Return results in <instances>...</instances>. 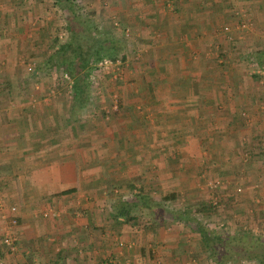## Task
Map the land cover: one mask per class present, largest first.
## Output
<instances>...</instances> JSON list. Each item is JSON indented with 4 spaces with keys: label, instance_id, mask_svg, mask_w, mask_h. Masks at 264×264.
Segmentation results:
<instances>
[{
    "label": "crops",
    "instance_id": "1",
    "mask_svg": "<svg viewBox=\"0 0 264 264\" xmlns=\"http://www.w3.org/2000/svg\"><path fill=\"white\" fill-rule=\"evenodd\" d=\"M92 1L81 22L115 55L130 28L139 57L110 118L87 112L91 99L77 101L48 64L53 40L67 39L54 0H0V181L18 218L10 250L0 217V264H196L199 189L239 183L238 220L264 201V75L242 59L264 56V0ZM102 92L111 105L114 87ZM162 189L193 213L163 215ZM118 204L133 221L114 220Z\"/></svg>",
    "mask_w": 264,
    "mask_h": 264
},
{
    "label": "rangeland",
    "instance_id": "2",
    "mask_svg": "<svg viewBox=\"0 0 264 264\" xmlns=\"http://www.w3.org/2000/svg\"><path fill=\"white\" fill-rule=\"evenodd\" d=\"M25 1L29 2V0H25ZM94 1H97V3H98L97 5L101 6V7H106L108 5V0H94ZM67 2L69 5H72L74 13L76 16L79 15L78 16L79 19H86L90 22V20H92L94 18V16H90V12H92V11H87V7H90V5L93 4L92 0L86 1L87 3H84V0H67ZM89 3H91V4L88 6ZM91 9H93V11H95L94 8H91ZM62 14L58 13L57 16L61 17V16L65 15V13H62ZM91 17H93V18H91ZM88 21H86V22H88ZM89 27L90 28L93 27L91 23L89 24ZM250 27L251 26H248V28L245 27L243 29L249 30ZM128 29H129V35L125 37V35L123 34V38L121 39L122 40L121 46H122L124 51H121L120 54H117L116 58H115V59H120V61H121L120 64L117 65L118 70L113 68V69H115L116 75L104 73L103 71H98L96 66H94V68L92 70L93 72L91 71V74H90L89 80H88V82L90 84L88 96L91 99L90 103H92V106L89 105V109L87 112L93 113V110L96 107H98V110L101 108V110L105 114V116L109 117V118L111 115L117 114V112H119L120 102H119V98H118L119 93L117 90V85L120 84V82H122L124 84H128V83L133 82V81L130 82L131 79H129V78H130L131 74L132 75L134 74V72L131 69H129V71H128L127 68H128V64H131V62H133V61L136 62V59L139 58V57H137V55H135V54L132 55V54H129L130 52H128L129 50L133 49L132 48L133 44H134L133 42L135 41V36H134L133 31L130 28H128ZM253 58L254 57L251 56V53L248 52L247 55L242 59H244L246 64H250L251 67L253 66V68H254L256 64L253 65V63L255 62V60H254L255 58L254 59ZM262 60H264V56H262ZM130 66L133 69V66L132 65H130ZM249 68H250V66H249ZM254 70H255V68H254ZM253 73L254 72L252 71L250 73V75L252 76ZM137 74H139V73H137ZM248 75H249V72H248ZM114 76H116V79H113ZM71 82L73 83V77H71ZM99 85L101 86L100 90L96 87ZM110 86L114 87V91L116 92V90H117V92H116V94H113V96H112V99H113L112 104L107 105L108 103L106 101H108V98L105 99L106 97L103 95L104 93L102 92V90H106V89L110 88ZM103 87H104V89H103ZM69 90L72 91V88ZM120 90H122V89H120ZM261 103L262 102H260V103L258 102L259 112H261V109L264 110V104H261ZM241 116H242L243 120H245V121L248 120V113L246 110H241ZM248 140H250V139H248ZM245 142H246V140H245ZM233 147H235V146H233ZM230 151L231 150H228L227 154ZM246 152H248V151H246ZM238 155H239V153L237 152L235 154L234 158ZM249 156H252V154L247 153L245 155V159H248ZM232 157H233V154H232ZM235 160H237V159H235ZM236 164H238V163H236ZM209 182H210V184L208 183V185L206 186V189H204V186L202 187L201 190L199 189V192L201 191V196H202L201 202L199 203L198 208L193 206V209H192V211L197 210V212H195V213L187 212L188 210H191L189 208L190 205H188V204L193 205V202L186 201L183 199L184 197L183 198L180 197L174 203L173 202L167 203V201H164L163 199L159 200L158 203H160L161 207L163 206V208H161V210L167 212V213L162 212V214L163 215L165 214V216H167V215L172 216L171 214H173V215H176L178 217V215L181 214L182 212H186V213H190V214L193 213L192 219H194V221H197L200 225L204 226V228H206L210 233L215 234V235H226V234L232 232V229L235 230L236 228H240V226H241V228H242V226H245L243 228L244 231H246L250 234H253L255 237H258V239L261 238L262 240H264V214L260 213L261 209H263V211H264V201H260V200L255 201L254 206L255 207L258 206L259 208L253 209V207H254L253 204L243 207L244 211L239 216L240 219L238 220V217L236 219L233 216L234 215L238 216L237 214H239V211L237 208L239 205H241V202H242V200H241V193H242L241 185H238L239 184L238 183L236 186H232V185H230L231 184L230 183L227 186H225L226 184L223 185V183H222V182H224V179H221L220 176H219V179L215 180L213 178ZM214 183H218V185H214ZM139 188H140L139 186H136L135 191H138ZM161 188L162 187H160V189ZM163 190L164 189H162L161 191L160 190L155 191V195H159V196H161V198L166 193H168V195H170L171 191H168V190H171V188H169L167 190V192H165ZM223 193H225V194L227 193V195L224 196ZM161 198H159V199H161ZM224 198L228 199L227 200L228 202H225ZM219 201H220V204H219L218 209L220 207H223L227 211L233 209L234 213L231 214V218H227L224 216L223 217L218 216V219L220 220V222L217 223L216 221L213 220L214 221L213 222L211 219H209V215H211V213L209 211L204 213L201 211V209H202V205H207L209 203H212L213 205L217 206ZM224 204L227 205V207L224 206ZM16 210H17V208H16ZM162 214H161V216H163ZM249 217H251L252 220ZM195 218H198L199 220L198 219L196 220ZM234 218H235V220H234ZM207 219H209V222H207L208 221ZM246 219L249 221H247V222H245V224H243ZM221 220H223V222L224 221L227 222V226H226V224H223V222ZM194 221H192V223L190 222L189 224L195 227L196 223ZM230 226H232L233 228H230ZM197 238L198 239H196V241L198 242V245H197L198 251H197V253H195L196 255H193L194 258H191L190 261H193V259H195L196 264H207V262L209 263V261H210V260H208L209 257H207V253H205L204 250H202V247L200 245V236ZM122 243H123V245H125L124 242H122ZM226 262H228L227 264H231L230 260H228ZM210 264H212V262ZM235 264H257V263H255L253 261H249V260H239Z\"/></svg>",
    "mask_w": 264,
    "mask_h": 264
},
{
    "label": "trees",
    "instance_id": "3",
    "mask_svg": "<svg viewBox=\"0 0 264 264\" xmlns=\"http://www.w3.org/2000/svg\"><path fill=\"white\" fill-rule=\"evenodd\" d=\"M45 3L49 0H36ZM54 5H58L65 13L64 31L67 32V39L55 38L50 47L53 48V55L49 59L48 64L57 68V72H66L73 77L72 91L77 101L89 98L88 92L90 84L88 82L91 71L94 66L109 59L114 61L117 50L111 46L109 40H101L100 37L92 35V28L87 27L76 16L72 5L67 0H54ZM110 42V43H109ZM258 68L264 69V60L261 57L256 58ZM93 72V71H92ZM84 101V100H83ZM264 147L262 149V154ZM175 195L170 194L163 198L164 201L174 200ZM202 205V212L209 211L215 213L219 207ZM117 218H123V221L130 222L134 219L129 216L131 207L127 204H118L115 206ZM196 220L198 218H195ZM199 220V219H198ZM194 221V219H193ZM196 226L194 231L200 236V245L202 250L207 253L208 260L212 264H227L228 260L231 264L237 263L239 260H249L257 264H264V240L255 237L244 231L243 228H236L226 235H215L210 233L206 228L194 221ZM107 264V262H106ZM111 264V263H109Z\"/></svg>",
    "mask_w": 264,
    "mask_h": 264
},
{
    "label": "built area",
    "instance_id": "4",
    "mask_svg": "<svg viewBox=\"0 0 264 264\" xmlns=\"http://www.w3.org/2000/svg\"><path fill=\"white\" fill-rule=\"evenodd\" d=\"M125 37L129 35V30H125ZM120 59H115L114 61L109 59H104L101 62H98L95 66L98 71H103L104 73L116 75L115 69L117 70V65L120 64ZM115 68V69H113ZM255 72L260 75H264V69H260L255 65ZM65 82L68 83V87L71 89L72 82L71 77L68 73L63 75ZM116 79V76L113 77ZM45 217L48 216L47 213L44 214ZM0 217L5 222V235L3 239V245L9 248L10 250L15 249V238L12 234V229L18 225L17 210L15 206H6L4 203V195L2 184L0 181ZM109 264V263H108Z\"/></svg>",
    "mask_w": 264,
    "mask_h": 264
}]
</instances>
